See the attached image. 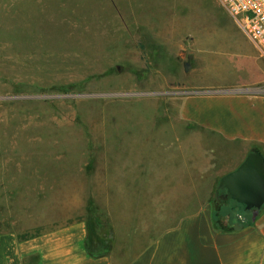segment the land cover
<instances>
[{"label":"rangeland","instance_id":"obj_1","mask_svg":"<svg viewBox=\"0 0 264 264\" xmlns=\"http://www.w3.org/2000/svg\"><path fill=\"white\" fill-rule=\"evenodd\" d=\"M230 23L216 0H0V234L60 231L89 200L139 248L208 196L216 153L179 106L198 37Z\"/></svg>","mask_w":264,"mask_h":264},{"label":"crops","instance_id":"obj_2","mask_svg":"<svg viewBox=\"0 0 264 264\" xmlns=\"http://www.w3.org/2000/svg\"><path fill=\"white\" fill-rule=\"evenodd\" d=\"M223 33L217 39L213 34L198 37L200 53L209 55L201 57L200 72L193 74L179 106L180 119L206 146L202 152L216 153L210 156L217 159V170L209 173V195L195 196L172 226L151 233L137 249V229L127 230L110 219L113 246L105 256L91 257L84 248L82 218L60 231L29 238L0 234V264H264V203L257 211L233 200L245 209V222L238 226L214 216L220 179L251 154L264 163V59L235 24L223 27ZM212 143L230 148L217 152L219 146L216 150Z\"/></svg>","mask_w":264,"mask_h":264},{"label":"water","instance_id":"obj_3","mask_svg":"<svg viewBox=\"0 0 264 264\" xmlns=\"http://www.w3.org/2000/svg\"><path fill=\"white\" fill-rule=\"evenodd\" d=\"M219 187L225 189L231 200L258 211L264 203L263 161L257 155H249L234 172L220 179Z\"/></svg>","mask_w":264,"mask_h":264},{"label":"trees","instance_id":"obj_4","mask_svg":"<svg viewBox=\"0 0 264 264\" xmlns=\"http://www.w3.org/2000/svg\"><path fill=\"white\" fill-rule=\"evenodd\" d=\"M156 55H157V51L155 52V56ZM88 169L91 170L92 168L89 167ZM221 189L222 188L219 187V185L217 184V186L215 187L213 202L215 204L218 203V205L226 204L227 207L224 208H228L230 209V211H235L237 212V215H240L242 217L245 216V213L243 212L245 211V209L239 206L238 204H236L235 202L232 201L231 203H233V205H235L236 207L234 206L231 207L228 206L227 203H222L217 201L218 195L221 193V191H223ZM103 215L104 213L97 208L95 203L93 201L88 200L85 209V216H84L86 232H87V236L84 242V248L86 252L91 257L94 258L105 256L106 254H108V252H110L113 246L112 238H113L114 228L110 218L108 216H105V218L103 219L102 217Z\"/></svg>","mask_w":264,"mask_h":264},{"label":"built area","instance_id":"obj_5","mask_svg":"<svg viewBox=\"0 0 264 264\" xmlns=\"http://www.w3.org/2000/svg\"><path fill=\"white\" fill-rule=\"evenodd\" d=\"M264 59V0H216Z\"/></svg>","mask_w":264,"mask_h":264},{"label":"flooded vegetation","instance_id":"obj_6","mask_svg":"<svg viewBox=\"0 0 264 264\" xmlns=\"http://www.w3.org/2000/svg\"><path fill=\"white\" fill-rule=\"evenodd\" d=\"M221 190H223V191H221V193L218 195L217 201L222 202V203L231 204V202L233 200H231L228 197V195H227V193H226V191L224 189H221ZM228 200H229V202H228ZM231 207H232V205H231Z\"/></svg>","mask_w":264,"mask_h":264}]
</instances>
